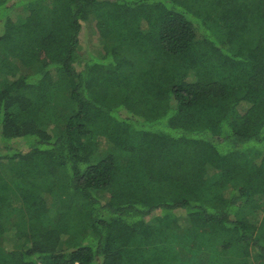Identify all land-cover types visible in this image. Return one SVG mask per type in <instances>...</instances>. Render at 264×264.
<instances>
[{"label":"trees","instance_id":"obj_1","mask_svg":"<svg viewBox=\"0 0 264 264\" xmlns=\"http://www.w3.org/2000/svg\"><path fill=\"white\" fill-rule=\"evenodd\" d=\"M0 264H264V0H0Z\"/></svg>","mask_w":264,"mask_h":264},{"label":"rangeland","instance_id":"obj_2","mask_svg":"<svg viewBox=\"0 0 264 264\" xmlns=\"http://www.w3.org/2000/svg\"><path fill=\"white\" fill-rule=\"evenodd\" d=\"M26 11H27V6H24V5L23 6H18L17 8H15L14 14H16V15H20V14L25 15ZM85 29H86V32L88 33V35L92 36V33L94 31L92 24L86 25ZM225 38H226V29L224 27L220 26L219 29L215 30L214 39L219 42V41H223ZM117 39H118V37H116V36L111 37L109 39V44H111V45L115 44L117 42ZM63 87H65V84H64ZM242 107L244 109V106H240L238 109L243 110ZM106 145H107V143H106ZM106 145H105V148L103 150H101V153L107 152L106 150L108 149V147ZM53 199L54 200H53V207H52L51 216H54L55 212L59 210L58 204L60 202L59 200L56 199V197L53 198ZM18 204H19V202H16L15 205H18Z\"/></svg>","mask_w":264,"mask_h":264}]
</instances>
